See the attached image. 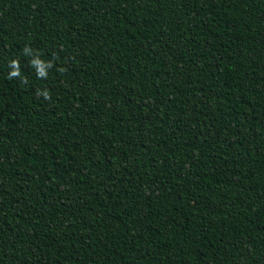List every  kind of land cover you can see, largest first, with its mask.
Instances as JSON below:
<instances>
[{"label": "trees", "instance_id": "obj_1", "mask_svg": "<svg viewBox=\"0 0 264 264\" xmlns=\"http://www.w3.org/2000/svg\"><path fill=\"white\" fill-rule=\"evenodd\" d=\"M0 264H264V0H0Z\"/></svg>", "mask_w": 264, "mask_h": 264}, {"label": "clouds", "instance_id": "obj_2", "mask_svg": "<svg viewBox=\"0 0 264 264\" xmlns=\"http://www.w3.org/2000/svg\"><path fill=\"white\" fill-rule=\"evenodd\" d=\"M14 63H16V62H14ZM16 74H17V73H15V72L12 73V75H16Z\"/></svg>", "mask_w": 264, "mask_h": 264}]
</instances>
